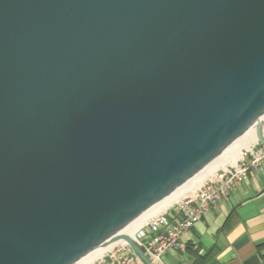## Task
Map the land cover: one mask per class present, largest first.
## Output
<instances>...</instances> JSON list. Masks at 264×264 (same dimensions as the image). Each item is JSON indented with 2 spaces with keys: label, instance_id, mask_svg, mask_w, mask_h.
<instances>
[{
  "label": "water",
  "instance_id": "1",
  "mask_svg": "<svg viewBox=\"0 0 264 264\" xmlns=\"http://www.w3.org/2000/svg\"><path fill=\"white\" fill-rule=\"evenodd\" d=\"M264 0H0V264H78L253 129Z\"/></svg>",
  "mask_w": 264,
  "mask_h": 264
},
{
  "label": "crops",
  "instance_id": "2",
  "mask_svg": "<svg viewBox=\"0 0 264 264\" xmlns=\"http://www.w3.org/2000/svg\"><path fill=\"white\" fill-rule=\"evenodd\" d=\"M160 264H264V164L213 204Z\"/></svg>",
  "mask_w": 264,
  "mask_h": 264
},
{
  "label": "built area",
  "instance_id": "3",
  "mask_svg": "<svg viewBox=\"0 0 264 264\" xmlns=\"http://www.w3.org/2000/svg\"><path fill=\"white\" fill-rule=\"evenodd\" d=\"M264 164V147L259 142L242 153L235 165L220 169L196 191L164 213L152 218L136 234L135 241L154 263H162L166 252L179 246L183 235L188 233L210 209L226 199L251 172H257ZM97 264V263H95ZM98 264H143L128 244H119Z\"/></svg>",
  "mask_w": 264,
  "mask_h": 264
},
{
  "label": "bare ground",
  "instance_id": "4",
  "mask_svg": "<svg viewBox=\"0 0 264 264\" xmlns=\"http://www.w3.org/2000/svg\"><path fill=\"white\" fill-rule=\"evenodd\" d=\"M261 124L264 128V117L261 120ZM258 142L256 129L251 130L246 135H244L239 141H237L227 152L220 157L217 161L212 163L209 167H207L203 172L197 175L194 179H192L187 185L179 189L176 193L162 201L140 219H138L135 223L129 226L124 234L130 236L135 239V234L152 218L164 213L169 208L174 206L176 203L180 202L183 198H185L189 194H195L199 187L209 178L215 175L217 171L220 169L226 168L231 165H235L242 156L244 151H248ZM119 244H127L126 241L120 240L117 242L106 244L95 252L90 254L84 260L79 262L78 264H95L100 259L104 258L107 253H110L115 249V247Z\"/></svg>",
  "mask_w": 264,
  "mask_h": 264
},
{
  "label": "rangeland",
  "instance_id": "5",
  "mask_svg": "<svg viewBox=\"0 0 264 264\" xmlns=\"http://www.w3.org/2000/svg\"><path fill=\"white\" fill-rule=\"evenodd\" d=\"M263 130H264V128H263ZM231 147H232V146H231ZM229 149H230V148H229ZM227 150H228V149H227ZM226 152H227V151H226ZM226 152H225V153H226ZM225 153H224V154H225ZM224 154H223V155H224ZM107 254H108V253H107ZM107 254L104 256V258L100 259L98 262H100L101 260L105 259L106 256H107ZM98 262H96V263L98 264Z\"/></svg>",
  "mask_w": 264,
  "mask_h": 264
}]
</instances>
